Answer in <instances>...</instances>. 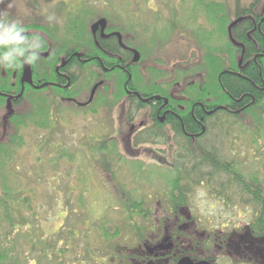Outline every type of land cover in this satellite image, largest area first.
Returning <instances> with one entry per match:
<instances>
[{"label":"flooded vegetation","instance_id":"obj_1","mask_svg":"<svg viewBox=\"0 0 264 264\" xmlns=\"http://www.w3.org/2000/svg\"><path fill=\"white\" fill-rule=\"evenodd\" d=\"M212 1L225 5L228 22L226 35L212 30L207 44L217 51L232 50L231 61L236 68L229 63L226 52L215 55L225 64L219 75H237L251 60L259 62L264 56V0H236L231 10L224 0ZM9 3L12 17L22 21L29 34L39 35L43 47L35 65L15 71L0 70V104L7 112L16 113L28 95L34 93L41 106L51 105L53 127L59 123L58 117L68 112L87 118L100 116L102 134L111 129L110 137H126L128 146L136 138L152 136L147 139L151 154L127 156L133 161L147 159L145 165L150 170L152 166L162 169L163 185L154 187L160 189L158 194L162 196L151 206L143 205L152 209V220H135L137 225L142 223L147 228L134 236L133 246L123 247L113 263L178 264L189 259L193 264H264V173L251 172V154L235 148L237 134L247 135L250 129L242 132L239 128L235 133L233 128L228 132L226 136H237L231 139L228 154H224L219 145L223 142L219 130L210 131L206 122L218 109L235 116L248 105H237L231 100L208 108L209 97L202 101L198 98V82L203 79L195 68L202 58L201 54L198 56L202 47L198 36V0H5L0 9H7ZM50 5L54 6L52 12L56 16L53 23L42 15ZM201 17L204 18L203 14ZM251 50L260 52L245 54ZM135 57L138 59L134 60ZM120 88L123 95H118ZM110 102L115 106L108 121L106 109ZM243 141L246 146V140ZM204 143L232 170V178L224 172L220 177L227 182L230 196L225 202L210 196V216L191 196L198 189L208 193V186L195 181L193 189L187 187L192 179L216 176L210 172V163L198 157ZM160 145L165 154H154V147ZM185 149L196 154H185ZM129 171L134 169L121 173ZM146 175L134 176L135 192H142L143 188L151 191L153 188L148 186L153 187L154 179L161 181L151 171ZM184 177L190 181L182 180ZM172 184L177 186L171 188ZM103 185L113 193L120 189L116 184ZM177 187L178 192L190 191L188 203H179L174 190L171 194ZM204 206L206 210L208 204ZM238 225L239 229L234 228Z\"/></svg>","mask_w":264,"mask_h":264},{"label":"trees","instance_id":"obj_2","mask_svg":"<svg viewBox=\"0 0 264 264\" xmlns=\"http://www.w3.org/2000/svg\"><path fill=\"white\" fill-rule=\"evenodd\" d=\"M198 13H202L204 19L207 21L205 24H198V36L202 44L201 51L198 50V56L201 54L202 58L200 60L201 62L199 61L198 66L195 68L203 74V79L198 82L199 100L202 101L208 96L210 100L209 104H211L208 108H212L216 104L227 103L231 100L237 105H248L242 114L235 116L218 109L214 117H210L206 120V122L210 124V131L218 129L220 137H223L236 126H238L242 132L248 128L258 130V126L264 124V56H261L262 58L259 62L258 59L257 62L251 60L244 70H241L237 75H230L226 72L219 75V72L224 69L225 64L219 61V57L216 58L215 53L226 52L229 55V63L236 68L235 62L231 61L232 50L217 51L207 44L208 41L206 39L211 35L212 30L215 33L217 31L221 36L226 35V24L228 22L226 7L221 2L216 3L211 1V3L206 4V0H198ZM259 52L260 51L251 50L246 51L245 54L252 55ZM234 70L236 72L238 71L236 69ZM217 76H220L219 79ZM123 80L124 77L121 76L119 81L122 83ZM118 90V95L120 93L123 95V92H121L122 89L120 88ZM109 100L111 99L108 98V101ZM112 102H110L111 106H108L106 109L108 112V121L109 112H111L115 106ZM21 107L17 109L16 113H13L9 110L7 112L2 104H0V264H42V262L51 264L54 257L56 258V264H65L63 257L73 249V241L78 238L79 233L72 227L71 230L67 231L62 229V233L58 234V238L54 244L55 246L52 248L49 240L46 241V239H44L42 241L41 238H37L39 236L36 233H33L35 238H28L30 237L27 231L29 224L22 216V211L26 209L32 212L33 196L29 193L24 194V192L14 189L9 185L8 179L11 176L10 168L13 164V159L17 156V152L26 144L22 130L26 129L28 126L47 130L51 129L54 123V118H52L51 115V105L49 103H43L41 106L37 95L34 93L28 95L25 104ZM140 107L141 104L139 103L138 109ZM91 112L95 113L94 110H91ZM150 135L151 134H147L138 139L136 138V142L128 146L126 137H110L112 136V130L109 129V132L107 131L105 135L100 134L98 136L99 140H104L103 142H95V137H92L90 142L85 145L83 157L85 161H83V159H78L74 152H70L66 149H57V145L51 146L54 155H57L51 164L56 162V166L54 164L55 171L49 175L46 182L56 175V171L61 176V178L58 179L57 186H54V189L58 190L59 195L56 196L52 191V193H54L52 200L60 198V195H62L59 190L61 180L63 181L67 177L69 178L68 181L70 180L67 182L66 193L63 194L64 200L68 202V206L64 207L63 213H65L62 218V224L67 217H71V213H76V208L72 207L73 201L71 200V195H76L74 203L84 215L81 220L83 221L82 224L86 225L85 229L90 227L89 222H95L97 220L101 232L99 235H95V237H89L87 235L81 237L84 238L83 249L79 251L73 250V258L76 260L75 262L73 261L74 264H114L113 262L119 259L118 254L121 253L122 250L124 251L123 247H127V242L122 245L113 246L111 240L120 237V232H125L123 233L124 235L129 234L125 236V238H132L136 235L143 234L144 230L147 228V226L142 223L141 225H137L135 220L138 218L144 222L150 220L152 218V209L150 210L143 207L147 202L142 198L135 197V194L139 195L141 192L137 193L132 189L136 185L134 176H142L143 173L140 171L143 170L145 164H148L146 162L147 159L133 161L134 159H130L128 156H137L139 154L148 156L151 154L147 148V145H149L147 139L152 137ZM46 142L47 140L44 143ZM162 148L163 146L161 145L155 146L154 149H156L157 152L154 154H165V150H162ZM185 154L195 155L196 153L193 150L190 152L186 150ZM46 155L49 156L50 154L46 153ZM218 156L220 155L217 154L215 150L209 149V146L205 145V143L202 144V147L198 150V157L203 162L208 161L210 163V172L216 174V176L208 175V177L201 176L192 179L191 183H187V187L193 189L195 181H197L198 184L203 182L208 186L207 190L210 196L219 197L225 202L230 195L228 193L227 182H225V180L222 181L220 177H222V173L224 172L228 178H232V170L231 166H227L224 159ZM62 158H66V162H63ZM57 163L77 164V169L71 172L69 170V172H66L65 177L61 171L57 170ZM82 165L88 168L89 171L83 170ZM134 168L139 171H129V174L121 173L123 170H131ZM133 172L134 174H132ZM89 179H92L93 184L97 186L96 193L97 188H99L101 190L99 192L109 196L111 203H116L113 209L120 210L121 207H124L121 210H125L126 217L124 218V226L120 228V232L117 230L111 235L107 232L108 225L110 223H116V220H118L117 217L113 219V216L103 213V215L96 220H87V209L85 208L86 203H84V200H86V196L88 199L90 198L87 195V191L84 189V185ZM181 179L190 181L188 177ZM121 180H123L122 183ZM110 181L117 186L120 185L119 191L113 193L103 185L105 182L111 183ZM215 181H219V183H217L218 186L215 185ZM70 186H74L76 189L70 190ZM171 186V188H173L177 185L172 184ZM251 186H253V184H251ZM178 189L177 187L171 190V192L173 190L177 192L178 196L175 198L179 203H188V194L190 191L184 192L181 190V192H178ZM167 192H169L168 189ZM69 202L71 204H69ZM90 202L92 201H89L87 205H89ZM69 205H71V208H69ZM108 209L109 208L106 210ZM59 218L60 217H57V220H59ZM86 221L88 222L86 223ZM60 226L61 224L58 226L57 230H54L46 238H51L55 231L57 233ZM20 233L22 234L23 241L26 242L25 245H30V250L24 251L23 244L20 242L21 238H19ZM90 238H96L95 240L99 241V244L100 241H102L105 246L109 245V247L107 250H104V248L98 249V247H94V241L91 242ZM40 243H44L46 246L43 247ZM38 245L41 246V249L38 253V258L35 259L32 257V253Z\"/></svg>","mask_w":264,"mask_h":264},{"label":"rangeland","instance_id":"obj_3","mask_svg":"<svg viewBox=\"0 0 264 264\" xmlns=\"http://www.w3.org/2000/svg\"><path fill=\"white\" fill-rule=\"evenodd\" d=\"M212 0H206V4L211 3ZM228 3L229 10L232 9L233 4H235L236 0H224ZM247 0H240L241 2H245ZM253 1V0H251ZM20 8L21 4L19 3ZM23 5V3H22ZM55 5V4H53ZM50 5V8L48 9V12H52L54 10V6ZM32 9H34V6H30ZM42 7L41 9H43ZM202 13H198V24L204 21H206L204 18L201 17ZM191 45L188 44L187 48H189ZM186 48V49H187ZM185 49V48H184ZM185 49V51H186ZM185 51L183 53H185ZM71 109V108H69ZM72 110V109H71ZM263 110V109H262ZM62 117H58L59 123H56L54 127L51 129H39L35 128L33 126H28L26 129L22 130V133L24 135V140L26 142L25 146L21 148L17 152V156L13 159V164L11 166V176L8 179L9 185L17 189L19 191L24 192V194L29 193L33 196L32 198V212H29L25 209V211H22V216L25 218V220L29 224V228L27 229L28 234H30V237L28 238H35V235L33 233H36L41 240L43 241L46 239V241L49 240L51 248L55 246V242L58 238V234L62 233V229L71 230V227L74 228L77 233H79L78 238L74 239V245L73 249L64 255L63 260L65 264H74L76 260L73 258V250H82L83 249V241L84 238H81L84 235H87L89 237H95V235H99L100 228L99 224H97V218H99L103 213L113 216V219L115 217L118 218L116 220V223L112 224L110 223L107 228L108 234H112L119 230L123 225L124 218L126 217L125 210H121L124 207H121L119 209H113V206H115L116 203H111L109 200V196L105 193L99 192L101 191L99 188H97L96 193V187L92 179H89V181L84 185V189L87 191V195L90 199L87 198L84 200V203H86L85 208L87 209V220H96L95 222H89L90 227L88 229H85L86 225L82 224V218L84 217L83 213H81V210H79V207L75 205V197L76 195H71V200L73 201V208H76V213H71V217H67L62 224V218L64 217V207L68 206V202L64 200V193H66L67 188V182L68 177L65 180H61V186L59 190L61 191L62 195H60V198H56L52 200V197L55 195H59V192L57 189H54V186H57L58 179L61 178L60 174L56 171V175L53 176V178H50L48 182H46V179L55 171L56 162L51 164L52 161L55 160L57 155H54V151L52 150L51 146L57 145V149H66L70 152L76 153V157L78 159H83L84 157V149L85 145L88 143L90 137H95V139H98V136L102 133H104V127L102 126L100 116H92L88 115L86 116L78 115V114H69L68 112L63 113L61 115ZM264 117V115H263ZM235 133L239 132V127H234ZM107 131L109 132V129L107 128ZM106 131V132H107ZM239 135L237 137L238 141L236 143V149L237 150H243L245 149V152L251 154V162L249 163L251 172H263L264 173V124L258 126V130H252L250 128V133L247 135ZM232 138L231 136H225V137H219L222 139L223 142H221L220 148L223 150L224 154H228L229 149L232 148L231 146V139H236V136ZM261 136V137H259ZM211 137V136H209ZM47 140L46 143H44ZM246 140V146L244 145V141ZM46 153H49L50 155L47 156ZM63 162H66V158H62ZM83 161H85L83 159ZM261 165H260V163ZM83 163L82 161H80ZM55 164V166H54ZM76 165V166H75ZM53 167V168H52ZM83 167V165H82ZM144 165L143 171L145 170L146 173L142 174L143 176L148 177L146 175L148 172H152L153 176L159 177V182H156L155 179L151 184L148 186L150 189L153 188V190H149L147 188H143L141 194H135V197L142 198L147 202L149 206L153 205L156 201V198H160L162 194H158L160 192V189L157 191L154 187H162L163 183V171L160 167L152 166L153 168H150ZM57 170L61 171L62 174L66 177V172H70L77 169V164H71V163H57ZM83 170L89 171L88 168L83 167ZM134 172H138V169L134 168ZM111 182V181H110ZM53 183V184H52ZM108 183V182H107ZM52 184V185H50ZM112 185L113 183H108ZM48 185V187H47ZM70 190L76 189L74 186L69 187ZM53 189V190H52ZM201 189H198L196 192H194L192 196V200L195 203H201V209L204 210L203 213L210 216L212 213L210 204L213 202L211 200L210 195L207 193V191H203V195L197 199V193ZM52 191L54 193H52ZM150 193V194H147ZM120 198V197H119ZM60 200V202H59ZM94 200V201H93ZM90 202L89 205H87ZM69 204H71L69 202ZM204 204H208V208L205 210ZM149 206L146 205L148 208ZM88 207V208H87ZM145 207V208H146ZM69 208H71V205H69ZM84 208V209H85ZM109 208L108 210H106ZM83 211V210H82ZM57 217H60L59 220H57ZM140 220V218H138ZM88 221H86L87 223ZM61 224L58 232L54 233L51 238H46L52 233L54 230H57L58 226ZM141 225V223L139 224ZM124 229V228H123ZM125 233V232H123ZM123 233L120 232V237H117L114 240H111V244L113 246L116 245H122L125 242H127L126 246H133L135 239L132 238H125ZM132 235V234H131ZM20 242L23 244L24 251L30 250V245H25V241L22 239V234L20 233ZM96 238H90V241H94V247H98V249L107 250L108 246H105L102 241H96ZM21 244V243H20ZM44 246L46 244L40 243ZM90 246V245H89ZM42 247V248H43ZM75 248V249H74ZM41 246H36L33 250L32 257L37 259L38 253L40 252ZM96 253V252H95ZM30 255V253H29ZM21 260L22 257L20 256ZM52 259V258H51ZM56 258L54 257L51 261V264H56ZM74 261V262H73ZM42 264H46L45 262H42Z\"/></svg>","mask_w":264,"mask_h":264},{"label":"clouds","instance_id":"obj_4","mask_svg":"<svg viewBox=\"0 0 264 264\" xmlns=\"http://www.w3.org/2000/svg\"><path fill=\"white\" fill-rule=\"evenodd\" d=\"M5 0H0V5ZM12 5L0 9V70L15 71L25 65L33 66L40 59L43 40L39 35L29 34L24 23L12 17ZM44 19L48 23L56 20L54 12L44 10ZM203 195V190L197 193V199ZM241 225H238L239 229Z\"/></svg>","mask_w":264,"mask_h":264},{"label":"water","instance_id":"obj_5","mask_svg":"<svg viewBox=\"0 0 264 264\" xmlns=\"http://www.w3.org/2000/svg\"><path fill=\"white\" fill-rule=\"evenodd\" d=\"M236 21H237V20H235L234 22H232V23L229 25V27H228V31L230 30V28H231L233 25H235ZM137 59H138V57H135L134 60H137ZM95 87H96V86H95ZM95 87L92 89L91 95H93L94 90H95ZM178 264H193V263H191V262L189 261V259H182ZM195 264H206V263H205V262H200V263H195Z\"/></svg>","mask_w":264,"mask_h":264}]
</instances>
